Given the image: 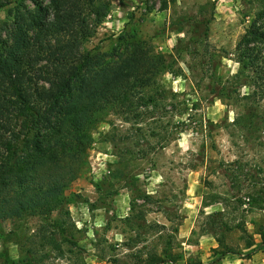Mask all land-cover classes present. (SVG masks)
<instances>
[{"label":"rangeland","instance_id":"374dc122","mask_svg":"<svg viewBox=\"0 0 264 264\" xmlns=\"http://www.w3.org/2000/svg\"><path fill=\"white\" fill-rule=\"evenodd\" d=\"M14 6L0 10V21L10 23ZM257 9L256 0H114L83 50L111 61L138 42L165 56L168 69L143 93L152 103L101 116L86 164L66 192L69 217L0 221V264H132L137 251L163 247L180 256L178 264H209L218 244L203 223L223 211L259 242L264 211L250 209L243 197L253 188L232 189L228 172L237 161L250 176L264 171V145L233 138L228 126L244 105L210 93L211 74L223 80L238 72L235 47ZM258 111L264 114V101ZM118 172L124 178H114ZM110 184L116 195L108 196ZM239 196L245 204L237 210ZM55 218L66 221L64 234ZM227 244L240 255L215 264H264V249L245 257L237 231Z\"/></svg>","mask_w":264,"mask_h":264},{"label":"trees","instance_id":"16d2710c","mask_svg":"<svg viewBox=\"0 0 264 264\" xmlns=\"http://www.w3.org/2000/svg\"><path fill=\"white\" fill-rule=\"evenodd\" d=\"M113 1L0 0V10L15 5L8 9L10 23L0 21V221L24 217L50 221L54 213L69 217L66 192L86 164L101 116L153 102L143 93L168 69L165 56L151 54L138 42L126 45L111 61L83 50ZM256 2L254 18L235 47L238 72L223 80L211 74L210 93L244 105L245 112L228 127L234 129L236 140L260 147L264 145V114L258 111L264 101V0ZM234 164L228 172L231 188L241 193V184L247 183L253 190L243 198L250 209L264 211V171L250 176L238 161ZM114 178L124 177L118 172ZM111 191L108 196L117 194ZM136 198L150 199L140 194ZM234 201L237 210L245 204L242 196ZM53 222L64 234L66 221ZM231 224L224 211L205 216L202 231L211 233L218 244L213 249L217 258L209 264L240 255L238 248L227 244L233 231L249 251L245 257L264 249V224L257 226V243L243 220ZM128 241L129 247L134 240ZM179 259L163 247L160 252L137 251L132 264H178Z\"/></svg>","mask_w":264,"mask_h":264}]
</instances>
